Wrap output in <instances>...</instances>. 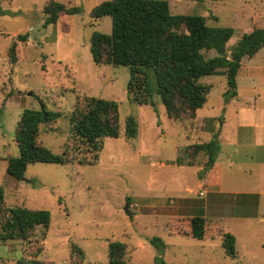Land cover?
<instances>
[{
    "label": "rangeland",
    "instance_id": "374dc122",
    "mask_svg": "<svg viewBox=\"0 0 264 264\" xmlns=\"http://www.w3.org/2000/svg\"><path fill=\"white\" fill-rule=\"evenodd\" d=\"M48 1L0 0V185L5 206L51 213L48 227H36L30 239H0V264H108L109 243L116 240L127 244V264H264L262 148L241 144L233 162L224 163L220 187L255 190L258 204L254 198L213 194L203 180L206 153L193 148L217 138L230 151L245 125L239 107L264 109V47L244 60L231 105L225 107L226 75L204 76L200 83L211 86L206 104L193 118L176 120L157 95L155 107L130 100L127 66L94 62L92 33L112 30L110 16L92 15L104 0H57L80 11L45 26ZM168 1L172 13L201 14L209 25L234 27L229 49L242 33L264 27V8L256 10L264 0H224L231 4L213 6V12L209 0ZM26 33L27 40H19ZM14 41L16 62L10 57ZM91 96L118 101L120 112V136L102 140L96 163H87L95 156L74 141L71 124L75 104L83 106ZM42 104L59 116L41 124L38 143L55 154L67 153L70 162L31 163L17 179L7 172L8 159L19 154L17 125L26 108ZM129 115L138 121L134 138L125 133ZM195 215L206 218L204 239L189 232ZM226 232L237 238L236 257L226 254ZM154 236L165 246H156Z\"/></svg>",
    "mask_w": 264,
    "mask_h": 264
},
{
    "label": "trees",
    "instance_id": "16d2710c",
    "mask_svg": "<svg viewBox=\"0 0 264 264\" xmlns=\"http://www.w3.org/2000/svg\"><path fill=\"white\" fill-rule=\"evenodd\" d=\"M77 6L68 7L63 2L49 0L44 5L45 26L56 23L62 14L78 13ZM3 11L0 9V14ZM92 15L112 18L110 33L94 31L91 35V53L97 64L127 66L129 98L132 102L156 106V95L165 105L168 116L176 120L193 118L208 100L210 85L200 83V78L214 74L226 75L228 90L225 100L237 95V76L245 56L252 57L264 47V28H255L246 33L233 47L228 42L235 29L231 26L209 25L201 14L172 13L168 0H104L92 10ZM26 41L28 34L19 35ZM17 42L10 49V57L17 61ZM215 50L216 54L206 53ZM59 112L49 110L45 104L40 109L26 108L17 125V156L8 159L7 172L21 179L28 165L35 162L67 163V153H53L38 143L40 126L56 119ZM72 136L93 154L96 163L99 149L105 137L120 136L119 102L102 97H87L83 106L77 102L71 114ZM125 133L128 138L138 134V121L133 115L126 119ZM196 151L207 155L206 168L216 162L220 143L217 138L193 145ZM196 155V153H194ZM82 163V161H80ZM1 240L21 238L28 240L38 226L48 227L51 213L46 209L5 206V190L0 185ZM206 218L195 215L191 219V235L197 239L205 237ZM152 242L165 246L162 238L154 236ZM236 236L231 232L223 235L226 254L236 257ZM81 252V251H80ZM127 244L111 241L108 247V264H127ZM24 264H43L39 260Z\"/></svg>",
    "mask_w": 264,
    "mask_h": 264
},
{
    "label": "crops",
    "instance_id": "0c3cea01",
    "mask_svg": "<svg viewBox=\"0 0 264 264\" xmlns=\"http://www.w3.org/2000/svg\"><path fill=\"white\" fill-rule=\"evenodd\" d=\"M185 1H190V0H177V2H179V3H182V2H185ZM204 2H208V1L205 0ZM209 3H211V5H212L211 9H210V11H212V12L215 11V10H213L214 9L213 6L214 7H218L220 5L221 6H225V5L228 6V5L231 4V3H226L224 0H209ZM260 4H262V3H257L256 4L257 5L256 6V10H261V9L264 8V6H262ZM180 14H185V13H180ZM217 16L219 17V15H217ZM219 19H220V17H219ZM253 30L254 29L251 28L250 30L242 33V36L244 34H246V33L252 32ZM235 31H236V29H235ZM234 35H235V33H234ZM242 36L240 37V39L242 38ZM230 40H234V37H232ZM238 41L237 42L235 41L234 46L238 43ZM262 49H260L252 57L245 56L242 59V64L244 63V60L247 59V58L249 60L251 58H255L257 55H259L261 53ZM252 67H257V65L255 64ZM240 71H241V69H240ZM240 71H239V73H240ZM235 98L236 97H234L233 99L229 100V102L225 103V107L231 105V102H234ZM242 105H241V107H239V109L237 108L238 109V113H239V117H240V122L245 124V125L240 126L241 127L240 128L241 135H240V132H239V137H240L241 140L239 139L236 143H234L232 145L230 151L229 150L224 151L222 146H221V144H220V150L218 152V155H217V158H216V162H215V164L213 165L212 168L207 169V172H206L205 176L203 177L204 178L203 180H204L205 185H210V187L213 188V190H212L213 194H217V193H220V194H232L235 198L237 196L250 198V199L254 198V200H256L255 204H258V201H259L258 198L254 197V196L258 197L260 193L255 191V190H247L246 192H239L237 190H224L223 188H220L222 186V182L221 181H222V171H223V168H224L223 167L224 163L233 162L232 160L234 158V155L237 152V148H239L241 144H243V145H251V146H254V148L256 147L258 149L262 148L261 152H260L261 155L259 156L258 161L260 163L264 164V109L254 107L253 110H250L249 108H246V107H244ZM242 129H243V133H242ZM246 132H248L249 134L247 135ZM222 156H224V161L221 160L223 158ZM206 157H207V155H206ZM226 158H227V160H226ZM195 164H196V162L194 164H190V165H195ZM205 192H207V190H205ZM245 203H246V201H245ZM229 218L230 217L228 216L227 219H229ZM233 218H236V217H233ZM226 221H228V220H226ZM220 222H223V220L220 221ZM223 224H224V222H223ZM190 231H191V227L189 229V232Z\"/></svg>",
    "mask_w": 264,
    "mask_h": 264
},
{
    "label": "water",
    "instance_id": "95a60500",
    "mask_svg": "<svg viewBox=\"0 0 264 264\" xmlns=\"http://www.w3.org/2000/svg\"><path fill=\"white\" fill-rule=\"evenodd\" d=\"M127 209V208H126Z\"/></svg>",
    "mask_w": 264,
    "mask_h": 264
}]
</instances>
